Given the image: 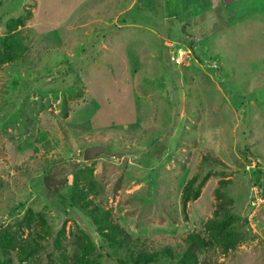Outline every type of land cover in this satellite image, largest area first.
Returning <instances> with one entry per match:
<instances>
[{
  "label": "rangeland",
  "instance_id": "1",
  "mask_svg": "<svg viewBox=\"0 0 264 264\" xmlns=\"http://www.w3.org/2000/svg\"><path fill=\"white\" fill-rule=\"evenodd\" d=\"M17 19L29 50L0 63V231L40 234L33 264H66L85 229L65 214L70 187L89 170L133 239L181 249L226 206L237 248L201 260L264 264V0H0V38ZM46 174L69 183L58 204ZM195 176L207 181L185 213Z\"/></svg>",
  "mask_w": 264,
  "mask_h": 264
},
{
  "label": "trees",
  "instance_id": "2",
  "mask_svg": "<svg viewBox=\"0 0 264 264\" xmlns=\"http://www.w3.org/2000/svg\"><path fill=\"white\" fill-rule=\"evenodd\" d=\"M24 25L21 19L11 20L7 24L8 35L0 38V63L5 64L21 58L29 48L23 44L17 28ZM204 162L220 164L217 159L209 156ZM93 173L83 171L77 175L71 183L69 206L65 209L68 220L80 226L74 216L82 215V222L85 229L79 228V233H74L73 249L70 252L64 248L59 261L66 264H104V257L101 250L110 249L113 257H116L117 264H209L205 258L207 251H219L226 254L237 248V232L241 226V219L226 206L221 208V218L209 220L205 225V235L192 234L181 249L170 244L154 247L150 242H143L133 239L114 219L112 211L106 210L101 200L91 196L96 193V183L93 181ZM47 195L54 203L58 204L60 196L65 192L69 183L59 185L54 183L52 175L46 174L42 179ZM207 177L198 182V177H193L184 187L182 194V206L186 213L190 202L200 198L202 188L205 186ZM256 183L260 186L264 196V171L256 175ZM226 183H222L224 185ZM218 198L221 196L220 189L217 190ZM66 201L67 197L62 196ZM47 225V224H46ZM30 228V227H29ZM49 227L44 229L48 233ZM93 233L97 234V239ZM50 234V233H48ZM17 231H0V264H14L12 253L17 252V259L20 264H33L32 260L45 247L41 244L40 234L34 237L30 233L27 237ZM57 250L63 249L62 242L56 241ZM48 264H56L52 254L48 256ZM214 264V261L211 260Z\"/></svg>",
  "mask_w": 264,
  "mask_h": 264
},
{
  "label": "built area",
  "instance_id": "3",
  "mask_svg": "<svg viewBox=\"0 0 264 264\" xmlns=\"http://www.w3.org/2000/svg\"><path fill=\"white\" fill-rule=\"evenodd\" d=\"M172 62H174V63H177V64H179L181 61H179V58H177L176 56H173L172 57Z\"/></svg>",
  "mask_w": 264,
  "mask_h": 264
}]
</instances>
